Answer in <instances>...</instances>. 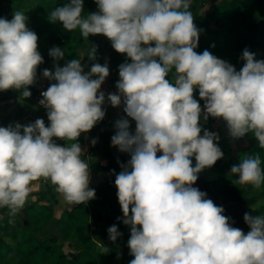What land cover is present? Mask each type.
I'll list each match as a JSON object with an SVG mask.
<instances>
[{
  "label": "clouds",
  "instance_id": "1",
  "mask_svg": "<svg viewBox=\"0 0 264 264\" xmlns=\"http://www.w3.org/2000/svg\"><path fill=\"white\" fill-rule=\"evenodd\" d=\"M95 2L98 10L86 17L84 0H70L48 19L70 32L79 29L85 39L102 34L116 52L130 58L118 66V91L107 94L111 106L123 104L136 123L133 132L129 119H117L111 137V145L131 157L114 182L123 213L117 219L130 226L127 246L134 258L129 264H264V215L245 212L250 229L245 233L232 226L222 206L193 186L204 169L224 156L219 134L204 129L201 117L222 119L233 140L251 133L264 149V60L245 48L237 71L207 49L195 51L203 30L194 23L192 0ZM27 21L23 11H15L11 20L0 17V91L22 90L23 98L31 96L28 86L44 62ZM96 53L92 44L89 60L95 61ZM49 56L60 61L65 51L53 46ZM83 57L43 70L45 78L55 81L39 101L47 109V126L43 118L0 126V208L7 207L9 217L24 209L41 178L69 206L96 198L78 138L106 115L105 92L99 90L109 66L93 63L85 72ZM173 70L172 80L166 79ZM196 89L203 108L194 98ZM261 165L257 152L245 155L230 172L239 185L258 189L264 184ZM107 231L113 242L122 236L116 224ZM100 251L107 254L109 248L101 245Z\"/></svg>",
  "mask_w": 264,
  "mask_h": 264
},
{
  "label": "trees",
  "instance_id": "2",
  "mask_svg": "<svg viewBox=\"0 0 264 264\" xmlns=\"http://www.w3.org/2000/svg\"><path fill=\"white\" fill-rule=\"evenodd\" d=\"M68 2L70 0H38L35 7H30L27 6V0H0V17L11 20L15 11H23L28 16L27 26L37 34L38 40L44 35V43L38 45V51L44 62L38 66L35 83L28 86V90L32 93L31 96L23 98L22 90L0 91V106H4L9 100L19 102L18 111L30 110L34 106L35 117L43 118L46 126L50 123L47 118V109L37 105L32 98L37 82L44 79L48 86L55 83L43 76L44 69L54 71V63L64 66L66 61L80 58L83 55L81 63L84 65V71L87 72L93 63L102 64L104 54L108 51L107 58L114 64L110 68L111 77L107 80L106 85L113 89L116 88V82L120 79L118 66L125 61L130 62V58L126 54L118 53L113 49L111 41L104 35L90 34L88 39H85L79 29L70 32L63 28L61 22L53 23L48 19L49 13L55 7ZM203 2L202 0H192L190 9L194 16V23L203 30L195 51L202 53L207 49L216 57L226 60L234 66L244 64L240 57L245 48L255 53L256 59L264 60V0H210L212 2L210 10L202 15L199 13V9ZM97 10L95 0H84L83 16L86 17L88 13ZM92 44L97 46L95 61L89 60L87 56ZM53 46H58L65 51L62 60L54 61L49 56V50ZM173 74L174 70L166 79L172 80ZM194 98L200 102L203 108L204 101L200 99L198 89L194 91ZM17 115L19 116L18 113L14 114L15 117ZM127 119L132 122L130 117ZM214 119L209 116L208 120L204 121L201 117L200 124L204 129L219 134L218 144L224 152V156L212 167L204 169L193 186L206 192L207 198L225 209L223 215L231 217L230 223L233 227L240 228L247 233L250 229L243 219L244 213L248 212L253 216L264 215V184L258 189L252 185H239L236 182L238 176L232 174L230 169L233 165L238 164L245 155L257 152L261 154V167L264 168V149L259 147L251 133L239 140H233L228 135L226 123L221 119L220 125H213ZM8 125L7 115H4L1 118L0 126L7 127ZM101 125L103 122L100 121L93 127L92 133L89 135L90 143H86L85 152L89 150L91 153L93 151L101 152L104 162L92 160L93 158L88 154L86 156L85 152L81 157L89 163L91 173L104 175L102 180L89 185L95 189L96 198L87 204L75 205L70 209L62 210L54 221L57 227L62 217L68 219L70 226L73 227L71 231L75 241L70 239L65 228L60 227L58 230L68 242L67 249L76 253L69 250L64 251L61 244L56 242L55 234L44 232L48 221L52 218V206L45 201V198L48 195V199L50 197L54 199L51 188H55V186L49 182L43 183V190L32 193L35 198L26 203L24 216L17 214L14 217H9V209L7 207L0 208V264H124L123 260H117L119 257L117 254L124 250L126 244L124 245L122 241L130 238V233L125 228L122 219H117V217H123V213L114 182L115 175L122 170L121 164H126L131 157L128 153H122L117 147L111 145L115 127L107 129L104 125L102 128ZM53 139L63 145V142L58 138L54 137ZM93 139L97 140L95 145L91 143ZM80 140L82 147L81 137L78 138V142ZM242 140L247 143L243 147H239ZM233 145L236 146L234 150H232ZM192 159L194 165L195 159L194 157ZM246 191L250 194L249 196ZM38 201H41L40 206ZM254 204L257 205L252 208L251 205ZM44 208L48 210L45 218L42 222L36 223L33 219L34 213L38 209L42 212ZM79 209L84 210L83 218L87 221L78 219ZM10 219L14 222L9 223ZM80 223L83 224L82 227L78 226ZM113 224H116L122 233V236L118 237L115 242L109 239L107 231ZM83 227L85 228L83 229ZM88 227H92L91 234L85 233V229ZM36 230L42 231L41 238L35 235ZM92 237L102 240L103 245L109 248V253L101 254V245L96 244Z\"/></svg>",
  "mask_w": 264,
  "mask_h": 264
},
{
  "label": "rangeland",
  "instance_id": "3",
  "mask_svg": "<svg viewBox=\"0 0 264 264\" xmlns=\"http://www.w3.org/2000/svg\"><path fill=\"white\" fill-rule=\"evenodd\" d=\"M37 1L38 0H27V6H30V7H35L37 5ZM204 1L201 5V8L199 9V13H201L202 15H204L207 11L210 10V6L212 5V2H210V0H202ZM44 35L38 40V45L40 44H43L44 43ZM107 52H105L104 54V57H103V60H102V65L107 63L108 66H109V76L105 79L104 83L101 85V89L99 91H103L105 92V103L104 105H102V107L106 110V115L104 117V119L101 121L103 122V125L105 126V128L107 129H110L112 127H115V121L117 119H120L121 117H124V118H128L126 113H124L123 111V104H121V106L119 107H112L111 104L107 101V94L108 93H115L117 92V88H113V89H110L107 87V80L111 77V74H110V68L112 67V65L114 64L113 62L109 61V59L107 58ZM243 66V65H242ZM240 65H235V68L237 69V71H239V69L242 67ZM44 81V79H43ZM51 82V81H50ZM48 86V85H47ZM38 88L41 87V86H37ZM19 102L17 103V101H7L6 104L4 106H0V121H1V118L4 116V115H7V122L9 124H13L15 122H20L22 125H26L28 123H32L35 121L36 117L34 115V111H35V107H31L30 110H22V111H18L19 109ZM34 110V111H33ZM15 113H18L19 116L17 115V117L14 116ZM221 124V119H217L215 118L214 121H213V125H220ZM101 125L102 128H104V126ZM135 126H136V123L134 120H132V122H130V130L131 131H135ZM92 130L93 128L87 132V133H82L80 135V137L82 138V143L83 145H87L86 143H90V137L89 135L92 133ZM109 131V130H108ZM116 131V129H115ZM60 141L63 142V145H67L68 142L65 141V140H61L59 139ZM71 143V142H70ZM80 145H81V140L79 141ZM246 141L245 140H242L239 144V147H243L244 145H246ZM87 148V147H86ZM236 148V146H232V150H234ZM90 151V150H89ZM88 151V152H89ZM88 152H85L84 154L87 156ZM161 153L158 152L157 153V156H159ZM92 158L93 156H95L96 158H101V160H103L104 158L102 156H100L99 154H91ZM94 157V159H96ZM93 160V159H92ZM101 178H104V175H101ZM99 177V179H101ZM93 180V182H95V178L92 177L91 178ZM90 179V181H91ZM97 179V177H96ZM43 183L47 184L49 183V181L47 180H44L43 178H41L39 181L37 182H34L35 186H34V189H33V194L35 191H38V190H43L44 189V186H43ZM264 187V186H263ZM262 187V188H263ZM51 194L54 195V199L53 197H50L48 199V195L46 196L45 198V201L48 202V204H50L52 206V218L48 221V224L47 226L45 227L44 229V232L45 233H50V234H55L57 236V243L61 244L62 246V249H64V251H68L69 249H67L68 247V242L62 237L60 231L58 229L61 228H65V230L68 231V235L70 237V239H72L73 241L74 238L72 236L73 232L71 230H73V227L70 226V223L68 221V219L66 217H62L60 219V221L58 222V226L56 227L55 224H54V221L58 218L60 212L62 210H65V209H70L72 206H69L67 205L66 203L63 202L62 198L59 196V194L55 191V188H51ZM245 192V191H244ZM31 193V197L33 198H30L29 201L33 200L35 197L34 195ZM246 194L249 196L250 194L248 193V191H246ZM28 201V202H29ZM38 205L40 206L41 205V201H38ZM257 204H254V205H251V207L253 208L254 206H256ZM75 206V205H73ZM47 209H42V212L40 211V209H38L35 213H34V216H33V219L36 223H40L42 222V220L45 218L46 216V213H47ZM83 213H84V210L83 209H79L78 210V219L79 220H86L83 218ZM18 215H21V216H24V209L18 213ZM1 216V214H0ZM87 221V220H86ZM78 225V224H77ZM78 226H83L82 223H80ZM85 227H83L84 229ZM125 228L127 229V231L130 233V226L128 225H125ZM91 231H92V227H88L87 229H85V233H89L91 234ZM35 235L37 237H42L43 233L41 230H36L35 231ZM93 238V237H92ZM93 240L95 241L96 244L98 245H103V242L102 240L100 239H97V238H93ZM129 238L127 239H124L122 241V243L125 245L124 246V250L120 251L119 254H117L119 257L117 260H123L124 264H129L130 260L133 259L134 257H132L130 254H129V248L127 246V242H128ZM75 243V242H73ZM71 251V250H69ZM73 252V251H71ZM73 253H76L75 251Z\"/></svg>",
  "mask_w": 264,
  "mask_h": 264
},
{
  "label": "built area",
  "instance_id": "4",
  "mask_svg": "<svg viewBox=\"0 0 264 264\" xmlns=\"http://www.w3.org/2000/svg\"><path fill=\"white\" fill-rule=\"evenodd\" d=\"M38 85L41 86V87L38 88L37 87ZM48 87L49 86H47V84L44 81L37 82L36 85H35V90L36 91H35V94H34V96L32 98H33V100H35V103L37 105H39L40 107H42V108H44V107L39 104V101L41 99H43V97L41 96V92L42 91H46Z\"/></svg>",
  "mask_w": 264,
  "mask_h": 264
},
{
  "label": "crops",
  "instance_id": "5",
  "mask_svg": "<svg viewBox=\"0 0 264 264\" xmlns=\"http://www.w3.org/2000/svg\"><path fill=\"white\" fill-rule=\"evenodd\" d=\"M86 147H87V145H83V143H82V151H83V152H85V150L87 149ZM100 153H101V152H98V151H96V152L93 151V153H91V151H89V152H88V156H91V154H95V155H96V154H99V155L101 156ZM91 157H92V156H91ZM94 157H95V156H93V160L102 161V163L104 162V159L101 160V158L98 159V158H96V157H95L96 159H94ZM101 175H103V174H95V173H91V172H90V176H91V178H92V177L95 178V182L98 181V180H102V179H103V178H101ZM96 177H97V179H96ZM99 177H100L101 179H99ZM92 183H94V182H93V180L91 179V181H90V185H91Z\"/></svg>",
  "mask_w": 264,
  "mask_h": 264
}]
</instances>
